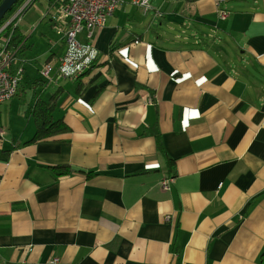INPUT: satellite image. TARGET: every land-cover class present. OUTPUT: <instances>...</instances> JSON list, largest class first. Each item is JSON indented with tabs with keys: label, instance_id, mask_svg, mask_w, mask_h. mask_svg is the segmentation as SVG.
I'll list each match as a JSON object with an SVG mask.
<instances>
[{
	"label": "crops",
	"instance_id": "obj_1",
	"mask_svg": "<svg viewBox=\"0 0 264 264\" xmlns=\"http://www.w3.org/2000/svg\"><path fill=\"white\" fill-rule=\"evenodd\" d=\"M149 1L124 0L94 30L98 59L80 78L40 74L64 50L59 5L37 23L60 35L61 53L22 23L20 82L23 55L41 49L28 60L31 96L19 83L0 103V264H260L264 0H227L225 19L216 0ZM55 92L52 115L70 129L31 141V108ZM59 164L74 170L58 175Z\"/></svg>",
	"mask_w": 264,
	"mask_h": 264
},
{
	"label": "built area",
	"instance_id": "obj_2",
	"mask_svg": "<svg viewBox=\"0 0 264 264\" xmlns=\"http://www.w3.org/2000/svg\"><path fill=\"white\" fill-rule=\"evenodd\" d=\"M34 0H25L11 17L0 26V31L10 22L17 19L15 25L20 21L22 12L27 9ZM133 5L149 10V0H129ZM227 0H216V14L219 19H225L229 15V9L223 4ZM124 0H67L65 4L59 5L57 14L53 18L58 22L56 32L63 36L64 50L57 63H46L40 69L41 76L47 79L77 78L89 70L98 59V50L93 44L94 30L105 24L115 9ZM195 17L183 21L174 36L177 39H187V31ZM65 24V27L62 26ZM79 34L84 37L79 38ZM191 31L189 36H195ZM5 41V40H4ZM16 51L0 47V103L11 99L21 80L22 66L14 67ZM162 189H169L175 184L171 176L161 178L157 182ZM58 258H53L51 263H56ZM11 264H25L14 262Z\"/></svg>",
	"mask_w": 264,
	"mask_h": 264
},
{
	"label": "trees",
	"instance_id": "obj_3",
	"mask_svg": "<svg viewBox=\"0 0 264 264\" xmlns=\"http://www.w3.org/2000/svg\"><path fill=\"white\" fill-rule=\"evenodd\" d=\"M2 0H0L1 2ZM25 0H18L14 3L9 11L5 13L3 18L0 20V26L3 25L7 20L11 17V15L22 5ZM46 3L53 5H62L67 2V0H44ZM17 19L13 20L9 24H7L0 31V43L1 46H5V49H11L16 51V53H22L27 48V32L25 27H21L22 18L15 25ZM5 40V41H4ZM0 46V47H1ZM15 53V52H14ZM93 66V65H92ZM91 66V68H92ZM90 68V69H91ZM89 69V70H90ZM89 70L85 71L81 76L87 74ZM57 99V93H53L48 100L36 99L32 108L31 115L33 117V121L36 127L35 134L31 141L37 140L39 138L49 137L54 134L67 132L70 127L63 121V119H54L52 113L55 107V101ZM156 125H153L145 131V133H151L155 136L157 145L159 148V133L157 131ZM162 149V148H161ZM167 163L170 165L171 159L166 158ZM56 174H66L74 170L71 166L59 164L57 166L51 167ZM260 264H264V253L260 256Z\"/></svg>",
	"mask_w": 264,
	"mask_h": 264
},
{
	"label": "rangeland",
	"instance_id": "obj_4",
	"mask_svg": "<svg viewBox=\"0 0 264 264\" xmlns=\"http://www.w3.org/2000/svg\"><path fill=\"white\" fill-rule=\"evenodd\" d=\"M225 3H227V2H225ZM45 11H47V3L44 0H34L32 2V4L21 13L22 14V17H21L22 23L26 22L28 18H31V21L32 20L35 21L34 23H32L30 25L29 35H31V37L33 39L40 38V42L42 45H46V41L49 38L51 41H53L51 46H54V49L52 51L56 52V53L57 52L61 53L62 52V46H60V43H58L57 45H54L56 43L57 36L60 37V35L56 34L54 29H52V27L50 25H48V22H47L48 20L45 19V21H44L47 24L37 23L41 20V17L45 14ZM56 30H57V26H56ZM38 43H39V41L36 40V43L34 44V50L32 49L31 51H27L22 57L25 61L24 62L25 80L22 82L19 81V83H20V87L24 86L26 88V93L29 96H31L30 89H31L32 84L28 80V76H27V74H28L27 69L29 66L28 60L35 55L34 51L41 49V46ZM45 52H48V49H46ZM19 83H18V86H19Z\"/></svg>",
	"mask_w": 264,
	"mask_h": 264
},
{
	"label": "water",
	"instance_id": "obj_5",
	"mask_svg": "<svg viewBox=\"0 0 264 264\" xmlns=\"http://www.w3.org/2000/svg\"><path fill=\"white\" fill-rule=\"evenodd\" d=\"M18 0H2L0 2V20L3 18L5 13L9 11L14 3Z\"/></svg>",
	"mask_w": 264,
	"mask_h": 264
}]
</instances>
